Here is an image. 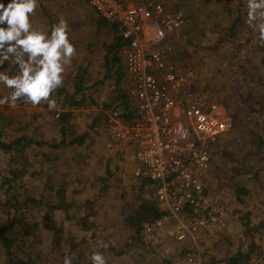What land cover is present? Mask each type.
Listing matches in <instances>:
<instances>
[{"label": "trees", "instance_id": "16d2710c", "mask_svg": "<svg viewBox=\"0 0 264 264\" xmlns=\"http://www.w3.org/2000/svg\"><path fill=\"white\" fill-rule=\"evenodd\" d=\"M51 1L55 3L57 2V8L53 10V12L56 16L59 15L57 19L58 23L61 20L66 22V24L69 23V28L74 30L75 34L78 32L81 25H84L89 18L94 20V13L92 14L91 12V14H84L80 9L79 3L84 2L85 0ZM221 1L222 0H220V2ZM4 2L6 4L7 0H4ZM245 2L247 3L246 0H224L222 3L218 4V8L213 9H211L213 7L211 0H207L204 5L198 4L197 9L190 10L194 15L192 16L189 14L191 22L170 37L173 51L172 58L174 62L182 64L183 68L181 69L189 68L193 70V83L195 84L194 90L204 96L209 94L208 87H214L221 91L226 90V85L221 82L222 80L217 79L220 76L221 68L220 65L214 63L216 58L214 52L221 45L226 44L229 41L241 45L246 42L245 37L242 36L249 34V31L241 27V24L247 20L245 9H243V7L245 8L247 6ZM192 6L193 5H191V7ZM199 9H202L204 12V18L201 20L196 18V16H199V13L197 12ZM40 14L44 15V12L42 11ZM79 15L84 16V18L81 20ZM65 17L68 18V20L64 19ZM72 18L76 21L74 26H71L73 23L69 20ZM38 19L37 24L33 25V18L30 17V22L33 28L46 31L49 34L51 29L58 24L54 23L53 19L50 21L47 19L45 21V19H43L42 22L44 25L41 27ZM90 23L91 25L94 24V29L97 28L96 32L98 33H95L97 38H103V36L115 34L113 43L107 40H102L100 43V48L102 49L103 47H106L107 50L104 67L108 74L96 75L97 73H100L101 70L96 69V67L93 68L97 57L96 51L92 50L96 38L92 39V35L90 34H86L82 36V38L73 39L71 36H68L75 49V53L70 62H75L77 67L69 70L70 75H68V78L62 79L61 85L50 94V98L55 99L56 105L62 104L63 106H68L69 108L74 109H83L89 104L93 105L99 103L101 105L99 111L95 110V113L92 114V124L97 125L99 120L103 121L101 118H104L108 123V115L111 109H121L127 117L131 115V112H133L134 109L133 100L128 91V87L131 83V76L126 69L125 71L122 70L123 72L121 71L124 66V58L118 55L120 51L123 53V49L127 44V41L121 35L119 23L116 21H109L99 14H97L95 23L93 21ZM204 24L205 27H207L206 24H209L208 26L213 27L215 30V38L212 41L204 39L198 41V39H191L190 41L183 42L182 39L187 37V31L191 29L193 32L194 30L201 28ZM77 25L79 26L77 27ZM105 25H107V30L101 33L99 31V26L104 27ZM89 29L92 30L90 27ZM202 32H205L204 29L199 32V35H202L200 34ZM253 37L255 39L251 44L258 43L263 46L261 49L264 50V40L260 39L259 33L253 35ZM88 49L90 50V57L83 58L82 60H77V58H75L77 52L84 53ZM230 52L234 51L231 50ZM194 53H197L204 63L205 71L203 76H200L197 73V70H194L195 66L191 64L190 60L194 58ZM263 64L264 62L261 63L260 61L252 62L250 58L246 59V62L242 64L243 68L246 70L245 72H252L251 76L255 79L251 88H264V74L260 72L263 71L261 67ZM235 66L236 65L231 64L230 68L232 69ZM93 69L96 70V73L95 70L92 71ZM0 71H3L4 73L7 72V75L12 76L18 74L19 69L18 66L12 62V58L10 57L8 61L4 62V65L0 66ZM91 72L94 73L89 74ZM62 76L64 77L65 74L63 73ZM198 80L200 82L199 84L197 83ZM217 82L221 83L217 84ZM11 91L12 89L8 88V90L5 91L6 96H8ZM244 95L248 96L249 99L248 103L243 107L240 103L241 109L238 106H235V100L232 96L226 101H223L220 97L214 99L215 102L220 101L218 103L224 105L225 102L227 104V110L236 118L235 129L242 125V115L248 117V120L250 119L249 116H252L254 113H256V117L264 118V103L256 102L261 94L244 92ZM17 101L20 103L25 102L23 98L18 99ZM261 101H263V99ZM39 104L48 107L46 101L43 103L40 102ZM72 110L73 109L61 111L58 115V125L60 130H62V135H64L66 130L70 128L69 119L73 115ZM28 124L31 123L29 122ZM28 129L29 126L27 123L18 124L13 131L16 132V135L11 137L13 132L9 129H5V127L4 130L0 127V150L12 152L15 148H18L19 151L22 152L21 158L9 153L8 163L11 164V166H9V169L6 172L5 179L0 178V264H45L49 260H51L52 264H64V261L67 258L71 259V264H91V260L83 258V252L78 246V244L82 242L81 237H79L80 235L77 233L68 234L66 232L65 237L62 239V234L64 233L65 228L60 231L59 220H62L64 223H69L74 227L76 226L78 231L86 236L90 235L92 241H95L101 248L106 250L108 258L120 254L118 247L115 245H109L107 241L111 240V237L113 236L112 233L115 230L113 229V224L105 225L101 212L102 206H100L99 202L103 193L111 190L110 186H113L110 181L111 177L109 175L105 176L101 173L98 178H92L95 180L98 179V182L102 184L99 189L92 190V202L89 201L90 199H86L84 194L87 189H91L92 180L87 186L84 185L85 188H81L80 183L74 185L75 187L72 190H67V195L63 196L62 193L65 190L64 187L60 186L57 181H55L54 173H47L46 171L47 162L42 155L43 152H47L42 146V144L45 143V140H41L43 135L36 139H29L25 137L27 134L24 132ZM34 129L36 131L37 128ZM52 130L55 133L54 128ZM6 132L8 133L7 135ZM84 139L85 136L80 135L66 145H74L76 143L83 144ZM220 140L221 139L215 143L214 148H216L217 144H220ZM57 142L58 143L53 144L51 148H55L61 144L65 145L64 138ZM29 144H33L36 149H41V154H39L36 149L32 151V154L40 160L36 165L39 169L38 174L41 170L45 171L42 178V180H44L43 182H41L42 180L40 179L35 185L25 187L26 181L24 180L30 172V164H27L30 162V159L27 154L24 157V152ZM76 160L77 158L74 157L73 161ZM23 161L27 165H22ZM32 172V179L36 178L37 173L35 171ZM263 172L262 169H256L251 173L253 174L251 178H258L264 174ZM116 173L121 174V170H118ZM244 173L247 175L248 172L245 170ZM237 174L241 173L236 172L235 176H237ZM59 176L62 177L61 175ZM49 177H52V179L50 178L46 180V178ZM135 179L136 187L139 191L137 199L132 204V208H130L128 212H124L125 216L122 217L121 220L125 228L132 230V233L139 235V237L143 239L145 236V225L158 219L166 212V210L163 207L161 208L158 204L157 199L154 198L155 195L154 197L146 195V191L150 190V193L154 190L155 182L148 177L139 176L135 177ZM241 180L242 179H240V181ZM64 183L65 182H63V184ZM248 188L249 187H246V184L240 185L239 193L243 195L247 194L249 191ZM209 190L210 188L206 187L204 194H208ZM89 198H91V195H89ZM222 201L223 199L220 203H222ZM90 206L92 207V210L88 208ZM225 212L227 214L226 208ZM44 217H50L49 222L53 221L56 223V225L53 226V230L47 231L51 235L49 252L48 254L44 253L45 251L43 252V249L38 252L36 249L35 251L28 253L26 245L31 243L34 237L42 236L41 232L44 231L42 229ZM231 220L232 219L227 215L224 224H220L221 226L215 228L214 233L218 235V233L221 232V236H224V230L229 227V222H231ZM222 228L224 229L222 230ZM101 233H103V235H100ZM239 236L242 239H239ZM232 237L233 238L230 240L232 243H228L227 250L220 249L216 253H202L200 250L203 257L210 256L207 264H251V262L254 263L255 260H258V264H264V229H246L242 235L240 233L238 235H233ZM61 239L62 245H59ZM187 242H191L192 246L195 245L192 241L188 240L173 241L175 245L171 243V247L175 252L167 253L166 257L161 258L160 264H174L175 258L182 257L187 252H191L190 250L192 249V246L187 247L186 245L189 244ZM67 244H69L68 247ZM58 245L59 247L57 250H54ZM159 247H161V245H159ZM206 249L207 251L211 250L210 247ZM53 251L56 252L55 255H51ZM107 260L108 259H106V264H108ZM261 261H263V263Z\"/></svg>", "mask_w": 264, "mask_h": 264}, {"label": "rangeland", "instance_id": "374dc122", "mask_svg": "<svg viewBox=\"0 0 264 264\" xmlns=\"http://www.w3.org/2000/svg\"><path fill=\"white\" fill-rule=\"evenodd\" d=\"M163 1L171 9L182 10L189 19L188 23H190V15L194 16L190 10L197 9L198 4L204 5L207 0ZM223 1L224 0L221 2L220 0H211L213 5L211 9L218 8V4ZM246 1L247 3L245 2V4L247 6L245 8L243 7V9H245L247 20L241 24L243 29L249 31V34L242 36L245 37L246 42L241 45L239 43L229 41L215 50L214 53L216 58L214 63L220 65L221 68V72L219 74L220 76L217 79L222 80L221 82L226 85V90L221 91L214 87L209 88L207 86L209 94L206 95L205 98L208 102L214 101L217 97L226 101L230 96H232L235 100V106L240 108V103L242 107L248 103L249 97L244 95V92H247L261 94L260 98L256 100V102L258 101L264 103V88H251L255 79L251 76L252 72H245L246 70L242 66L248 58H250L252 62H264V50L261 49L263 46L258 43L253 45L251 44L255 39L253 35L259 33L256 25L260 22V20L258 19L249 23L247 15L248 0ZM56 4L57 2L55 3L51 0L38 1V5L34 13L30 16L33 18V25L37 24V19L42 11L44 12V15L40 14V18L38 19L41 27L44 25L42 22L43 19H45V21L46 19L49 21L53 19L54 23H58L57 19L59 15L56 16L53 12V10L57 8ZM191 5L193 6L191 7ZM79 6L84 14H91V12L92 14H96L94 9L91 8L85 1L80 2ZM197 12L199 13V16H196V18L199 20L203 19V10L199 9ZM79 17L81 20L84 18L82 15H79ZM88 24L89 22H85L84 25H81L77 33H82L83 35L90 34L92 35V39H95L94 36H96V34L92 33L94 26L92 27V30H90ZM208 25L206 24L207 27H205L204 24L201 28H198L193 32L191 29L187 31V37L182 39L183 42L190 41L191 39H198V41H201L202 39L212 41L215 38V30L213 27ZM202 29H204L205 32H202L200 33L202 35H199V32L202 31ZM193 49L195 50L194 47ZM231 50L234 52H230ZM237 53L241 57H239ZM193 57L194 58L190 61L191 64L195 66L194 70H197V73L200 76H203L205 66L202 62V58H200L197 53H194ZM231 64L236 66L231 69ZM66 66L69 67V70L77 67L75 62H70ZM179 66H181V64H179ZM261 67L263 71L260 72L264 74V64L261 65ZM93 68H95V65ZM94 70L95 69L92 71ZM93 73L94 72H91L89 74ZM5 74H7V72ZM68 75H70V71L65 72L64 78L67 79ZM221 82H217V84ZM197 83H200L199 80ZM194 85L195 84L193 83V86ZM7 90L8 88L4 87V85L0 83V97H5V91ZM262 99L263 101H261ZM226 105L227 104L224 102L223 106L226 107ZM61 109H63L62 111L71 109L74 110H72L74 118L73 115L70 117V128L66 130L64 135H62V130H60L58 125V111L56 107L49 109L45 105H33L26 101L24 103L16 101L15 105L0 103V127H2L3 130L5 127V129H9L13 132L18 124L27 123L29 129L24 131L27 134L25 137L29 139H36L43 135L41 140H45V143L42 144V146L47 151L42 153L44 160L47 162L46 171L47 173H54L55 181H57L60 186L64 187L65 190L62 193L63 196L67 195V190H72L75 187L74 185H78L79 183L81 188H85L84 185L87 186L91 183L92 178H98L101 173L111 177L110 181L113 186H110L111 190L103 193L99 202L100 206H102L101 212L105 225L113 224V229L115 230L112 233L113 236L111 237V240L107 241L109 245L117 246L120 254H116L108 258L106 250L101 248L95 241H92L90 235L86 236L85 234L80 233L76 226L74 227L69 223H64L62 220H59L60 231L65 228V231L62 234V239L65 237L66 232L68 234L77 233L80 235L79 237H81L82 242H80L78 246L83 252L84 259L91 260V255L98 251L101 252L106 259H108V264H160L161 258L166 257L167 253L175 252L171 247V243L173 242L169 240H161V238L157 236L151 237L145 235L142 239L139 235L132 233V230L125 228L121 220L122 217L125 216L124 212H128L130 208H132V204L136 201L139 192L136 187V179L134 176L135 161L130 158L133 152L129 149V147H126L125 145V147H123L121 142H117L111 138L109 120L107 123L104 118H101L103 121L99 120L97 125L92 124V114L95 113V110L99 111L96 105L89 104L83 109H74L62 105ZM231 115L234 123L233 128L219 138L221 139L219 142L220 144H217L216 148H214V146L219 139L213 144L211 151L212 166L206 171H201L200 176L201 180L205 183V187L210 188L208 194H206L202 201L203 203L206 200L202 206L203 212L206 214H216V212H218L222 215L224 219L222 220L223 222L226 221L227 215L232 220L229 222L228 228L224 227V236H221V232L217 235L214 231L209 233L204 229L198 230V244L202 253H216L220 249L227 250L228 243L233 238L232 236L240 233L242 235L246 229H264V174L258 178H251L253 175L251 173H253L256 169H262L264 171V118L256 117V113H254L252 116H249L250 119L248 120V117L241 114L243 116V123L235 129L236 118L232 113ZM29 122L31 124H28ZM34 128H37L36 131ZM53 128L55 133L52 130ZM7 134L8 133L6 132V135ZM15 135L16 132H13L11 137ZM80 135L85 136L83 144L76 143L74 145H66ZM63 138L65 139V145L61 144L55 148H51L53 144L58 143L57 141H61ZM34 149H36V147L33 144H29L24 152V157L27 154L30 159V162L27 163L30 164V172L29 175L27 174L25 177V187H31L32 185L38 183L40 179L42 180L43 173L45 171L41 170L38 174L39 169L36 165L40 160L32 154ZM36 150L39 154H41V149ZM111 151L116 152V154L115 157L110 160H116L110 163L106 162L105 166H103L104 160L109 159L108 155L111 154ZM9 153L14 154L18 158H21L22 155V152L19 151L18 148H15L12 152L0 150V178L2 179H5L6 172L9 169V166H11V164L8 163ZM126 154H128V156H126ZM74 157L77 158L76 161H73ZM27 164L24 161L22 162V165ZM118 170H121V174L116 173ZM245 170L248 172L247 175L244 173ZM32 171L37 173L36 178L32 179ZM236 172L241 174H237V176H235ZM50 178L52 179V177H49L46 178V180ZM240 179L242 180L240 181ZM43 181L44 180L41 182ZM63 182L65 183L63 184ZM242 184H246V187H249L247 194L243 195L239 193V186ZM149 191L150 190L146 191V195L154 197L155 191L152 190L150 193ZM84 194L86 199H90L89 201L92 202V187L90 190L87 189ZM89 195H91V198H89ZM222 199L223 201L220 203ZM210 204H215L211 205L214 206L212 211L208 210ZM88 208L92 210L91 206ZM225 208L227 214L225 212ZM49 219L50 217H44V223L42 226L44 231L41 232L42 236L34 237L32 242L26 245L28 253H31L36 249V251L39 252L43 249V252L45 251L44 253L48 254L51 235L47 231L53 230V226L56 225L53 221L49 222ZM167 224L170 226L174 225L175 221L171 219ZM224 228H222V230ZM100 235H103V233ZM62 239L60 240L59 245H62ZM239 239L242 238L239 236ZM187 243H189L186 245L187 247L192 246L191 242ZM231 243L232 241L230 244ZM59 245L55 247L54 250H57ZM159 245H161V247H159ZM173 245L175 244L173 243ZM68 246L69 244H67V247ZM194 247L195 245L192 246V248ZM208 247H210L211 250L207 251L206 248ZM55 253L56 252L53 251L51 255H55ZM205 257L209 261L210 256L208 255ZM261 262L263 263V261ZM45 264H52L51 260ZM251 264H258V260H255L254 263L251 262Z\"/></svg>", "mask_w": 264, "mask_h": 264}, {"label": "built area", "instance_id": "2783aa9c", "mask_svg": "<svg viewBox=\"0 0 264 264\" xmlns=\"http://www.w3.org/2000/svg\"><path fill=\"white\" fill-rule=\"evenodd\" d=\"M85 1L100 16L117 21L127 41L123 55L131 76L129 94L134 111L127 117L114 109L108 120L111 138L133 152L134 176L155 182V197L166 210L145 225L144 233L195 244L194 250L175 258L174 264H207L199 249L198 230L212 233L224 219L216 211L203 212L206 187L200 173L211 168L213 144L234 123L225 106L208 102L194 90L193 70L181 69L183 65L172 58L170 37L189 19L163 0ZM55 107L58 116L62 104ZM210 206L212 211L214 206ZM171 219L175 224L170 226Z\"/></svg>", "mask_w": 264, "mask_h": 264}, {"label": "clouds", "instance_id": "9594fccd", "mask_svg": "<svg viewBox=\"0 0 264 264\" xmlns=\"http://www.w3.org/2000/svg\"><path fill=\"white\" fill-rule=\"evenodd\" d=\"M38 0H0V66L12 58L19 72L9 76L0 71V83L12 89L0 97V103L15 105L18 99L37 105L46 101L53 109L56 101L50 94L62 83V73L75 53L68 38L67 25L63 20L56 24L50 34L33 28L30 16ZM248 21L260 20L256 27L264 40V0H248ZM102 246V245H101ZM91 264H106L101 252L91 255ZM64 264H71L67 258Z\"/></svg>", "mask_w": 264, "mask_h": 264}, {"label": "crops", "instance_id": "0c3cea01", "mask_svg": "<svg viewBox=\"0 0 264 264\" xmlns=\"http://www.w3.org/2000/svg\"><path fill=\"white\" fill-rule=\"evenodd\" d=\"M86 2V1H85ZM93 11V10H92ZM95 11V10H94ZM96 12V11H95ZM97 13V12H96ZM98 14V13H97ZM72 16V15H71ZM73 17V16H72ZM64 19H66V20H68V18H64ZM97 19V15L94 13V20H92L91 18H89L88 19V21L87 22H89V25H88V27H90V28H92L93 27V25H91V21H93L94 23H95V20ZM73 24L71 25V26H74L75 25V22L76 21H74V18H72V19H69ZM117 22V21H116ZM65 24H66V22H65ZM67 25V28H66V30H67V32H68V36H71V38L73 39V38H82V36H84L82 33H76L75 34V32H74V30H71L70 28H69V23L68 24H66ZM79 25H77V27H78ZM119 27H120V25H119ZM105 30H107V25H105L104 27H101V26H99V31L102 33L103 31H105ZM97 31V28H95V29H93L92 30V33L93 34H95V33H98V32H96ZM113 33V32H112ZM73 36H75V37H73ZM114 36H115V34H110L109 36H103V38L102 37H100V38H97V35L96 36H94L96 39H95V43H94V46H93V49L92 50H94V51H96V55H97V57H96V62L94 63V65H95V67H96V69H98V70H101V72L100 73H97L96 75H104V74H108V72H106V70H105V67H104V62H105V59H106V54H107V50H106V47L104 48H100V43H101V41L102 40H107V41H111V43H113V41H114ZM118 55L120 56V57H122V58H124V55H123V53L120 51L119 53H118ZM86 57H90V50L88 49V50H86L84 53H82V52H77L76 53V56H75V58H77V60H82L83 58H86ZM176 64H178V63H176ZM179 65V64H178ZM182 65V64H181ZM67 66H65V71H64V74H65V72L66 71H69V67H67ZM125 69H126V67H125V61H124V66H123V68L121 69V71L123 70V71H125ZM187 69H189V68H187ZM122 71V72H123ZM105 72V73H104ZM63 74V73H62ZM63 77V76H62ZM65 77V76H64ZM63 77V78H64ZM131 84V83H130ZM129 87H130V85H129ZM129 87H128V91H129ZM93 105H96V106H98L97 108L98 109H100V104L99 103H97V104H93ZM96 109V108H95ZM112 110H114V109H111L110 110V112L112 111ZM121 110V109H120ZM122 111V110H121ZM123 147H125L123 144H121ZM115 149V148H114ZM113 152V153H112ZM115 154H116V152H114V151H111V154L110 155H108V158L109 159H105L104 160V162H103V166H105V163L106 162H112V161H114V160H116V159H113V160H110V159H112V158H114L115 157ZM126 156H128V154H126ZM101 166V165H100ZM105 175V174H104ZM106 176V175H105ZM102 186V184L100 183V182H98V180H95V179H92V190H96V189H99L100 187Z\"/></svg>", "mask_w": 264, "mask_h": 264}]
</instances>
